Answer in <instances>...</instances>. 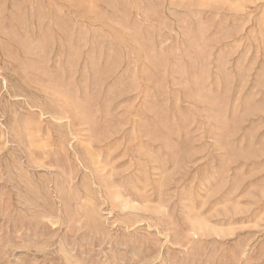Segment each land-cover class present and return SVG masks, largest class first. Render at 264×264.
Masks as SVG:
<instances>
[{"label":"rangeland","instance_id":"374dc122","mask_svg":"<svg viewBox=\"0 0 264 264\" xmlns=\"http://www.w3.org/2000/svg\"><path fill=\"white\" fill-rule=\"evenodd\" d=\"M0 264H264V0H0Z\"/></svg>","mask_w":264,"mask_h":264}]
</instances>
